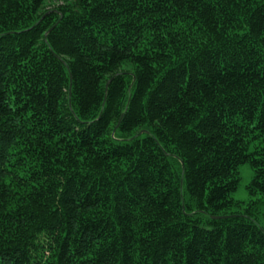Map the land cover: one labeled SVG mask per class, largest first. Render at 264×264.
<instances>
[{"label": "trees", "instance_id": "obj_1", "mask_svg": "<svg viewBox=\"0 0 264 264\" xmlns=\"http://www.w3.org/2000/svg\"><path fill=\"white\" fill-rule=\"evenodd\" d=\"M51 1L0 0V264H264V0Z\"/></svg>", "mask_w": 264, "mask_h": 264}, {"label": "rangeland", "instance_id": "obj_2", "mask_svg": "<svg viewBox=\"0 0 264 264\" xmlns=\"http://www.w3.org/2000/svg\"><path fill=\"white\" fill-rule=\"evenodd\" d=\"M63 0H53L48 3L47 7H51L56 4H60ZM239 172V182L236 187V190L232 192L231 196L234 199L241 200V201H248L249 197L246 190V185L250 181L252 177V170L247 163L241 164L238 167ZM259 212L264 215V200L259 206ZM264 224V223H263Z\"/></svg>", "mask_w": 264, "mask_h": 264}, {"label": "water", "instance_id": "obj_3", "mask_svg": "<svg viewBox=\"0 0 264 264\" xmlns=\"http://www.w3.org/2000/svg\"><path fill=\"white\" fill-rule=\"evenodd\" d=\"M226 216H213V218H224Z\"/></svg>", "mask_w": 264, "mask_h": 264}]
</instances>
